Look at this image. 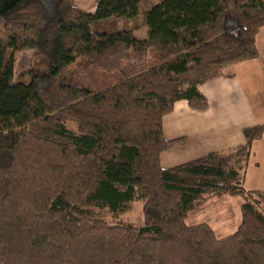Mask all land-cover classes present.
Wrapping results in <instances>:
<instances>
[{"label": "trees", "instance_id": "1", "mask_svg": "<svg viewBox=\"0 0 264 264\" xmlns=\"http://www.w3.org/2000/svg\"><path fill=\"white\" fill-rule=\"evenodd\" d=\"M149 1L0 0V264H264V191L244 186L264 123L229 150L161 159L186 142L164 133L176 103L208 109L201 85L259 56L264 0ZM209 195L243 198L233 233L187 223ZM136 200L142 226L99 212Z\"/></svg>", "mask_w": 264, "mask_h": 264}, {"label": "crops", "instance_id": "2", "mask_svg": "<svg viewBox=\"0 0 264 264\" xmlns=\"http://www.w3.org/2000/svg\"><path fill=\"white\" fill-rule=\"evenodd\" d=\"M257 42L261 50L257 58L239 62L230 68L231 73L201 85L209 101L208 109L194 110L181 100L164 117L168 139L186 137L183 145L169 149V157L184 154L191 160L211 151L229 150L245 142V127L264 123V26L257 34ZM244 186L264 191V135L253 142Z\"/></svg>", "mask_w": 264, "mask_h": 264}, {"label": "rangeland", "instance_id": "3", "mask_svg": "<svg viewBox=\"0 0 264 264\" xmlns=\"http://www.w3.org/2000/svg\"><path fill=\"white\" fill-rule=\"evenodd\" d=\"M98 1L99 0H75V4L86 11L92 12L95 11ZM152 1L153 0H150L149 2L151 3ZM135 23L139 24L136 34L139 37L146 36L147 27L144 24L143 16L138 18L136 21H129V24L135 25ZM257 46L259 49L258 42ZM260 51L261 50L259 49V55ZM32 61L33 50H24L16 53V75L19 79L22 76L24 77L23 80L26 81V79H28L27 76L24 75H26V72L29 70ZM233 66L230 68H233ZM230 68L225 70V72L231 73ZM117 79H120V75H117V78H115L114 81H118ZM177 150L184 149L179 148ZM170 152L172 151L169 150L167 153L162 155L161 159L162 165L164 167L187 161L191 157L185 156L184 154H182V157H180L179 154H176V157H169L168 154ZM242 203L243 198L239 196L233 197L229 195H209L203 204L195 207L190 212L187 218V223L192 225L206 222L214 228L218 237L227 236L237 230L241 222ZM99 212L105 214L107 219L111 222L122 221L125 223H132L136 226H142L144 224L143 202L141 200H136L130 210L119 214L117 218L106 212V210Z\"/></svg>", "mask_w": 264, "mask_h": 264}]
</instances>
